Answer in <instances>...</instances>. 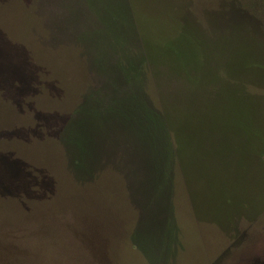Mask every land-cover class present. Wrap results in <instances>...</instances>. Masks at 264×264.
I'll return each instance as SVG.
<instances>
[{"label":"rangeland","instance_id":"374dc122","mask_svg":"<svg viewBox=\"0 0 264 264\" xmlns=\"http://www.w3.org/2000/svg\"><path fill=\"white\" fill-rule=\"evenodd\" d=\"M0 264H264V0H0Z\"/></svg>","mask_w":264,"mask_h":264}]
</instances>
